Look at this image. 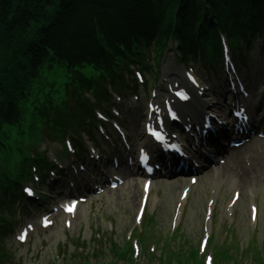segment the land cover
<instances>
[{
    "label": "trees",
    "instance_id": "16d2710c",
    "mask_svg": "<svg viewBox=\"0 0 264 264\" xmlns=\"http://www.w3.org/2000/svg\"><path fill=\"white\" fill-rule=\"evenodd\" d=\"M218 31L251 48L264 37V0H0V191L13 185V167L29 166L24 128L54 131L74 100L82 108L85 92L102 95L105 82L139 63L143 45L159 55L173 39L186 58L214 50ZM84 65L100 76L85 79ZM53 69L66 75L62 99L49 89L25 119L33 85Z\"/></svg>",
    "mask_w": 264,
    "mask_h": 264
},
{
    "label": "rangeland",
    "instance_id": "374dc122",
    "mask_svg": "<svg viewBox=\"0 0 264 264\" xmlns=\"http://www.w3.org/2000/svg\"><path fill=\"white\" fill-rule=\"evenodd\" d=\"M165 58L164 63L170 67V72L176 73L180 71V65L173 62L172 54H167ZM242 70L246 81L249 82V79L251 82L250 89L252 92L256 86L254 82L258 78L261 81L259 84H264V52L263 54H260L257 50L253 52L247 62V68ZM82 72L87 76L94 74L92 67H85ZM218 73L220 74L221 72L218 71ZM219 81L223 87V77ZM42 83L46 85L45 90H48V84L52 85L57 91V96L61 97L66 78L61 69H56L49 74V77L42 80ZM214 84L219 87L218 82ZM260 92L262 91H255L254 95L258 93L260 96ZM34 99L35 96L31 98V101H34ZM130 106L134 110H131L132 113L128 114L127 108ZM31 107L32 104L25 106L26 113L30 111ZM144 112V99L142 102L135 104L133 101H129V106H126L123 111L128 121L127 126L133 134V150L142 143ZM139 115H142V118ZM261 145L264 149V142H255L252 150H250L249 146L247 150L243 149L236 159L232 157V161L229 163L231 167L227 168L228 175H224L221 172L222 169L221 171L217 169L210 172L206 177H202L196 186L191 189L185 204L181 203L179 205V192L181 187L186 185L185 181L181 182L175 190L171 188V184L176 183L175 181H155L147 203V213L154 214L156 228L152 232L154 238L151 241L153 242L150 241L148 243L146 250L149 252L151 244H154L157 249L153 254V258L148 253L151 259H145L143 247L140 248V254L136 257V262L138 264H159L157 258L161 247L168 245L167 237L169 232L172 231L173 222L178 224L179 227L177 243L181 247V252L190 254L197 249L199 241L205 235L206 205L212 199L216 200L211 223L213 238L206 251L208 252L209 250L210 254L213 253L212 247H216V245L225 240L233 246L239 247L241 251L247 252L251 257L257 252L264 254V152L260 149ZM245 152L253 155L249 161L250 165L241 162L242 155ZM240 155L241 158L239 157ZM242 167L249 169L252 173V181L248 182V185L244 188L239 187L241 198L229 210L231 192L228 188L231 182V173ZM141 184V178L132 176L126 179L121 188L115 191H107L102 195L93 197L86 204L80 205L74 219H71L69 229L63 227V218L59 216L55 219V223L50 229L40 230L38 228V217L41 215V211L34 209L30 213L26 207L24 211H16V217L13 220L15 224L13 234H9L6 240L8 249L14 254L15 261L13 264H53V262H56V264H73L70 260V255L76 251L75 245L72 243L74 240H80L87 244L86 251L92 264H103V262L105 264L106 261H112L113 258L108 251L109 245L112 246V243H115L121 246L135 226L134 218L140 201ZM214 184L221 189L220 194L214 190ZM251 201L258 206L256 223L249 218ZM26 222H33L35 230L24 245H19L13 235ZM230 225V229H232L229 230L231 235L227 236L226 229ZM113 226L114 230L111 231ZM96 232H99L100 235L103 234L104 243L102 244L103 251L99 256L93 258L94 253L91 250V244L100 245L101 243V241L93 242V236L95 237ZM250 240H253L252 243H250ZM89 253L91 254L89 255ZM54 259H58V261Z\"/></svg>",
    "mask_w": 264,
    "mask_h": 264
},
{
    "label": "bare ground",
    "instance_id": "6f19581e",
    "mask_svg": "<svg viewBox=\"0 0 264 264\" xmlns=\"http://www.w3.org/2000/svg\"><path fill=\"white\" fill-rule=\"evenodd\" d=\"M139 117H141V115H139ZM248 181V178H247V176H245V174L243 173L241 176H239V183L241 184V186H244V185H246L247 182ZM179 182H176V183H174V184H171L172 186H171V188H172V190H175V189H177L178 188V186H179ZM248 185V184H247ZM246 185V186H247Z\"/></svg>",
    "mask_w": 264,
    "mask_h": 264
},
{
    "label": "snow or ice",
    "instance_id": "6c2138e0",
    "mask_svg": "<svg viewBox=\"0 0 264 264\" xmlns=\"http://www.w3.org/2000/svg\"><path fill=\"white\" fill-rule=\"evenodd\" d=\"M25 191L28 192L29 195H31V192H30L28 189H25ZM68 210H72V207L69 206ZM19 238H20V239H23L24 237H23V236H20Z\"/></svg>",
    "mask_w": 264,
    "mask_h": 264
}]
</instances>
